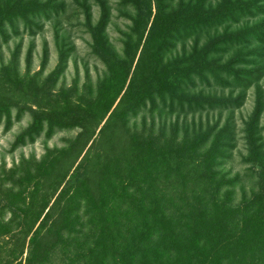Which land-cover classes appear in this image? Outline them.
<instances>
[{
    "label": "trees",
    "instance_id": "trees-1",
    "mask_svg": "<svg viewBox=\"0 0 264 264\" xmlns=\"http://www.w3.org/2000/svg\"><path fill=\"white\" fill-rule=\"evenodd\" d=\"M132 2L141 19L135 27L143 31L136 33L137 41L131 37L125 41L123 58L106 47L102 35L94 39L93 53L106 68L97 94L89 97L92 106L99 103L96 126L109 113L99 133L101 141L87 149L67 182L86 147L80 145L79 135L64 148L47 149L40 159H23L10 169L0 166V239L22 235L16 251L21 258L30 236L26 264H264L260 105L244 123L247 146L241 163L245 168L233 177L221 172L234 139L229 123L219 128L192 123L183 127L180 136L177 123H157L152 118L148 126L144 118L140 125L132 121L148 104L152 111L169 115L175 106L196 114L237 102L194 95L191 90L195 80L208 84L211 78L247 89L262 78L259 67L234 69L255 65L238 49L233 60L221 63L220 59L235 42L247 46V55L260 57L259 47L249 49L252 42L264 45V0H221L213 10L204 9L205 0L180 1L177 7L173 0ZM15 6L20 7L13 11L0 6V13L11 21L13 14L28 11L21 4ZM258 17L263 19L257 24L234 33L225 29L221 37L216 34L203 46L194 45L189 55H169L178 36L191 37L203 29ZM189 62L193 65L186 67ZM11 99L0 97V115L7 122L14 107L17 117L26 109L34 115L13 147L24 142L25 135H39L44 122L47 136L63 123L87 130L90 117L84 111L47 112L44 117ZM90 133L93 136L94 130ZM188 164L191 169L185 172ZM237 185L241 197L234 203ZM240 255L243 260L236 259Z\"/></svg>",
    "mask_w": 264,
    "mask_h": 264
},
{
    "label": "rangeland",
    "instance_id": "rangeland-1",
    "mask_svg": "<svg viewBox=\"0 0 264 264\" xmlns=\"http://www.w3.org/2000/svg\"><path fill=\"white\" fill-rule=\"evenodd\" d=\"M180 1L186 3L187 0H173L172 6L177 7ZM220 1L205 0L204 9H216ZM19 4L28 11L25 14H13L11 21L5 18L6 13L3 15L0 13V97L5 94L19 106L36 110L37 114L43 113L44 117H47L44 115L47 112L84 111L90 118L87 130L81 129L77 124L63 123L60 127H55L49 136L44 122V128L39 135L34 132L31 136L25 135L24 142H19L13 147L17 136L28 131L34 115L26 109L17 117V109L12 108L9 122L6 121L4 114L0 115V166L10 169L23 159H40L47 149L64 148L71 139L79 135L80 145L85 143L86 147L67 174L65 178L67 182L87 149L101 141L102 136L99 133L109 116L108 113L96 126L94 119L95 116H100V112L95 110V106L99 103L93 106L89 103V97L97 94V84L106 74L105 65L93 53L94 39L102 35L106 47L123 58L125 41H128V37L137 41L139 35L136 33L143 31L141 27L140 29L135 27L141 19L138 18L137 5L132 0H0L3 10L12 8L14 11L15 8L20 7L15 5ZM152 11L154 14V5ZM262 19V17L253 20L241 19L237 23L228 22L222 27L203 29L200 34L191 37L178 36L174 44L175 49L169 55L176 57L184 52L189 55L194 45L203 46L216 34L221 37L226 34L225 29L229 33L238 32L242 28L261 22ZM233 45L234 47H228L233 51L221 56L220 60L223 59L221 63L233 60L232 55L235 56V51L238 49L255 65H240L234 69L250 71L254 67H259L263 69L262 78L254 81L247 89L233 83L221 84L211 78L208 79V84L195 80V88L191 93L216 99H237V102L226 108L221 106L219 109L213 106L211 110L207 108L208 110L196 114L187 112L186 107L180 110L175 106L176 109L169 115L168 112L160 115L157 110L152 111L148 104L147 109H142V113L132 119L140 125L144 118L148 126L152 118L157 123L165 122L169 125L177 123L180 126V136L183 135V127L192 123L196 126L202 125L203 128L215 124H218L219 128L229 123L233 129L234 139L230 142L231 148L228 150L230 156L221 166V172L228 177L244 171L245 165L241 163L247 146L243 132L244 123L253 116L256 104L260 105L258 145H261L264 151V45L252 42L250 49L248 48L249 51H255L259 47L262 51L260 57L247 55L246 45H238L236 42ZM140 50L141 47L136 51L131 72ZM60 55H63L61 62ZM215 63L218 65L219 62ZM190 65L192 66L193 63H187L186 67ZM188 88L190 90V87ZM89 130H94L93 136ZM99 150L102 151L103 148ZM94 152L93 150L92 153ZM104 154L101 153L100 156L103 157ZM190 169L191 165L188 164L185 172ZM57 194L52 197L51 203L54 202ZM240 197L241 189L240 185H237L232 194L233 202L238 201ZM39 224L40 221L36 223L33 231ZM13 235L14 233L10 238L7 236L8 238L0 239V264L27 262L30 236L25 241L24 254L21 258H17L16 251L19 250L23 236H17V233L14 237ZM241 258L240 255L236 259L241 260ZM251 261L252 259L248 260Z\"/></svg>",
    "mask_w": 264,
    "mask_h": 264
}]
</instances>
